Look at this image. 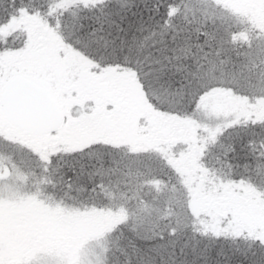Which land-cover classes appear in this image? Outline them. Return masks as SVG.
Listing matches in <instances>:
<instances>
[{
	"label": "snow or ice",
	"instance_id": "snow-or-ice-1",
	"mask_svg": "<svg viewBox=\"0 0 264 264\" xmlns=\"http://www.w3.org/2000/svg\"><path fill=\"white\" fill-rule=\"evenodd\" d=\"M0 264H264V0H0Z\"/></svg>",
	"mask_w": 264,
	"mask_h": 264
}]
</instances>
